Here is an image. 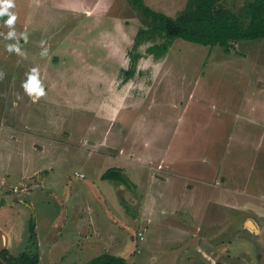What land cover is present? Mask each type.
I'll use <instances>...</instances> for the list:
<instances>
[{"label": "rangeland", "instance_id": "374dc122", "mask_svg": "<svg viewBox=\"0 0 264 264\" xmlns=\"http://www.w3.org/2000/svg\"><path fill=\"white\" fill-rule=\"evenodd\" d=\"M144 1L171 17L188 2ZM244 2L225 5L238 10ZM14 5L11 28L9 17H0V227L10 229L9 215L28 222L13 254L30 253L40 264H88L106 253L97 226L103 236L111 231L119 243L111 254L127 264H264V40L239 41L226 53L174 39L158 54L150 47L167 38L138 44L147 23L131 0ZM34 68L45 92L35 101L22 86ZM114 168L139 185H123L122 195L135 199L138 187L146 208L157 207L152 223L134 222L130 199L121 204L117 186L102 178ZM190 172L197 175V235L181 239L172 226L173 212L183 210L180 203L173 209L179 188L166 178ZM82 213L95 218L88 251ZM31 221L42 242L51 232L55 240L31 239ZM186 242L197 250L177 258L173 251Z\"/></svg>", "mask_w": 264, "mask_h": 264}, {"label": "trees", "instance_id": "16d2710c", "mask_svg": "<svg viewBox=\"0 0 264 264\" xmlns=\"http://www.w3.org/2000/svg\"><path fill=\"white\" fill-rule=\"evenodd\" d=\"M131 4L142 12L147 23V27L138 33V44L146 38L153 41L157 36L167 38V42L150 47L154 53H167L174 39L203 46H219L226 53H230L239 41L264 40V0H245L238 10L227 7L225 0H188L185 9L177 17L152 10L144 0H131ZM133 73L129 70L127 75ZM102 178L130 186L128 177L118 168L110 169ZM29 231L30 238L35 239L34 221H31ZM2 256L8 264H39V258L27 252L14 257L7 249ZM88 264H127V259L104 254Z\"/></svg>", "mask_w": 264, "mask_h": 264}, {"label": "crops", "instance_id": "0c3cea01", "mask_svg": "<svg viewBox=\"0 0 264 264\" xmlns=\"http://www.w3.org/2000/svg\"><path fill=\"white\" fill-rule=\"evenodd\" d=\"M112 182H114V184L118 187V188L116 187V189L119 190V192H120L119 195H120V197H122L119 200L120 203L122 204L121 200L123 201V198H128V199H130L129 206H132L134 209H136V211H137L136 212V217L133 218L134 222L142 220V221L147 222L148 224L152 223L153 222L152 220H153V217H154V214H155V212L153 211V208H157V207H154V206L150 207V205L148 204V207L146 208L145 203L143 202L144 198L142 200V198L139 197L141 194L138 196V194H139L138 187H135L136 189H134V191L137 194L135 199L134 198L131 199L127 195H126V197L124 196V194L122 195V189L121 188H122L123 185H125L124 183L116 182V181H112ZM166 182L168 183V185H170V189H172L175 186H176V190H177V187L179 188L178 191H176V194H177L176 198L178 200L175 199L174 203L176 205L173 207V209L176 210L175 208H176V206L179 203L181 205V209H183L182 212H181V210L179 212H177V211L173 212V215L175 216V219H177V221L172 224L173 228L177 229V231L180 233V236L182 237L181 239H183L189 233H193L194 237H195V235H197V175L193 174V172L192 173L190 172V173L187 174V176L179 175V177H176V178H166ZM5 183L9 184V181L3 180L2 184L6 185ZM129 185L130 186H139L138 184H135V182L132 184L130 179H129ZM150 192H152V189L150 190ZM225 193L228 194V192H225ZM147 197H148L149 201H153L154 202V200H152V193H148ZM169 197L174 200L173 197H175V196L172 195V197L171 196H169ZM136 198H137V200H136ZM179 199H183V200H179ZM125 200L126 199H124V204L128 205V204H126ZM228 200L230 201V195H229V197L228 196L224 197V201L225 202H228ZM178 201H180V202H178ZM120 203H118V204L120 205ZM137 207H140V208H137ZM140 211H141V214L138 215ZM161 211H162V213H165L166 209L161 208ZM87 215H88V218H85ZM165 216H167V215H165ZM18 217L19 216L10 217V215L7 217V218H12L13 220H15V221H13L12 226L10 227V229L7 230L5 228L3 229L2 227H0L8 235V238H9L8 250H9L10 254L12 256H14V257H16V256L12 252V247L15 246V243L19 239L18 238V234L19 233L21 234V232H23L24 224L28 222V221L25 222L24 219H19ZM15 218H17V219H15ZM83 218H85L87 220L82 221ZM79 219H80V225H81L80 233H81V236L83 237L82 249L85 250V251H88L90 248H92V243H93L92 239L94 238V235H91V232H90L89 228L93 226V223L95 225V218L92 217L88 213L87 214L82 213L80 215ZM165 219H164V222H165ZM22 220H24V221H22ZM62 222H63V219H61V218H59L57 220V222L55 223V226H54L55 232H56V230H59L60 224H61V227H62ZM158 224L160 225V223H158ZM35 225H36V228H37V224H35ZM22 226H23V228H22ZM96 228H97L96 229V231H97V235L96 236L98 237V240H99L98 243L103 244L106 247L105 248L106 249V253L105 254H111V251H116L117 249H119V243L116 242V240L114 239V236L112 235L111 231L107 232V236H103L101 227H97L96 226ZM139 232H143V231L140 230ZM137 237H138V234H137ZM36 240L39 241V242H42L41 239L39 237H37V234H36ZM49 240H51V241L55 240L53 238V233L52 232L50 233V237H48L47 240H44L42 242V244L43 245L47 244L48 243L47 241H49ZM144 240H145V236H144ZM195 245H196V242H189V243L186 242L185 247L183 246L181 249L179 248L180 252L178 250L177 251H173V254L174 255L178 254L177 258H179L180 257L179 253L181 255L182 254L181 251L183 249H187L189 251L197 250V247L196 248L194 247ZM183 254H185V253H183ZM102 255H104V254H102ZM115 256L122 257V256H119V255H115ZM97 257H99V256H97ZM97 257H95V258H97ZM123 258H125V257H123ZM184 258L186 260L190 259L189 261L192 260V257H190V256H186ZM180 260H182V256H181ZM39 264H40V259H39ZM160 264H164V263L160 262Z\"/></svg>", "mask_w": 264, "mask_h": 264}, {"label": "clouds", "instance_id": "9594fccd", "mask_svg": "<svg viewBox=\"0 0 264 264\" xmlns=\"http://www.w3.org/2000/svg\"><path fill=\"white\" fill-rule=\"evenodd\" d=\"M14 0H0V17L7 15L9 19L6 21L7 26L10 28L14 25L17 17L10 12V9L14 7ZM15 31H10L8 33L7 39H14L16 37ZM25 40L27 42V34H24ZM43 43V42H42ZM8 51H15L19 55H23L20 52L18 45H8ZM46 54V53H45ZM39 71L38 69H32L28 74L27 81L22 85L25 92L35 100H38L40 97L45 95L44 89L41 87L40 81L38 79Z\"/></svg>", "mask_w": 264, "mask_h": 264}, {"label": "water", "instance_id": "95a60500", "mask_svg": "<svg viewBox=\"0 0 264 264\" xmlns=\"http://www.w3.org/2000/svg\"><path fill=\"white\" fill-rule=\"evenodd\" d=\"M250 222L251 221L248 222V225ZM250 227H253L255 229V226L252 222ZM8 245H9L8 235L3 229L0 228V262L2 264H8L2 256L3 252L8 249Z\"/></svg>", "mask_w": 264, "mask_h": 264}, {"label": "built area", "instance_id": "2783aa9c", "mask_svg": "<svg viewBox=\"0 0 264 264\" xmlns=\"http://www.w3.org/2000/svg\"><path fill=\"white\" fill-rule=\"evenodd\" d=\"M78 176L81 177V178H84V175H83V174H79V173H78ZM138 237H139L141 240H144V233H143V232H139V233H138Z\"/></svg>", "mask_w": 264, "mask_h": 264}, {"label": "bare ground", "instance_id": "6f19581e", "mask_svg": "<svg viewBox=\"0 0 264 264\" xmlns=\"http://www.w3.org/2000/svg\"><path fill=\"white\" fill-rule=\"evenodd\" d=\"M249 225L251 226V222L249 223Z\"/></svg>", "mask_w": 264, "mask_h": 264}]
</instances>
